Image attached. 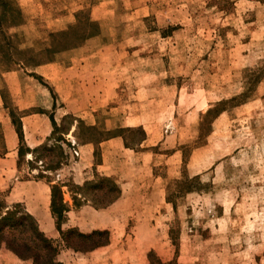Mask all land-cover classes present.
Returning a JSON list of instances; mask_svg holds the SVG:
<instances>
[{"label": "rangeland", "instance_id": "374dc122", "mask_svg": "<svg viewBox=\"0 0 264 264\" xmlns=\"http://www.w3.org/2000/svg\"><path fill=\"white\" fill-rule=\"evenodd\" d=\"M99 2H112L104 22L92 21ZM102 28L105 36L73 52ZM83 60L92 66L91 83L66 89L35 73L39 65ZM10 74L20 93L78 94L83 112L104 96L96 105L106 104L99 113L114 120L109 126L129 114L141 126L97 134L83 124L80 141L121 135L139 149L145 133L153 150L139 161L112 148V170L83 190L90 208L119 205L79 210L77 226L52 238L60 263L264 264V0H0V87L8 95ZM9 106L22 130L26 111ZM70 123L55 127L54 146L35 150L29 166L22 138V170L55 172ZM97 228L107 231L80 235ZM0 264L34 263L4 247Z\"/></svg>", "mask_w": 264, "mask_h": 264}, {"label": "crops", "instance_id": "0c3cea01", "mask_svg": "<svg viewBox=\"0 0 264 264\" xmlns=\"http://www.w3.org/2000/svg\"><path fill=\"white\" fill-rule=\"evenodd\" d=\"M109 4H112V2L93 4L92 21H106L109 18L106 11ZM144 9L140 6L134 13H138ZM143 17H147V14H144ZM105 35V30L102 28L100 34L88 39L84 46L73 52L86 49L91 41ZM105 47L111 48L114 46ZM70 62H75V60L71 59ZM90 67L92 66L89 65L87 60L80 61L78 65L74 64L73 66H70V64L66 66L65 62L54 61L51 64L39 66L37 68L38 71L36 70L35 73L39 74L43 79L49 80L48 83L50 85L55 86L58 83V85H63L62 87L67 89L72 83L78 85L82 82L85 83L87 80L91 83V79L94 76H92V68ZM9 76L6 83L10 87V94L3 93L2 87H0V197L4 205L6 207H23L37 221L40 230L43 233L45 232L46 234H44L50 239L56 238L60 234L59 230L55 228L54 215L52 213V187L54 185L61 187L63 205L67 208L61 222L62 230L71 228V226L72 228L77 226L74 220L78 216L76 213L79 210L86 211L89 208L99 214V211L105 212L109 207H118L119 204L116 201L104 209L90 208L95 206L87 198L83 189L89 183L98 182L103 173L106 174L112 170L110 166L111 157L112 155H117V151L112 149L115 148L114 146L121 151H125L128 156L139 159V161L147 157L152 159L153 150H150V147L145 145L148 141V136L146 135L139 149H132L126 147L122 137H106L98 143H89L80 141L76 132L82 123L87 127L96 128L101 133L123 129L134 130L141 126L129 123L134 120L131 114L124 118V124L114 127L109 126L114 120H105L99 113L102 112L101 107L106 106V104L96 105V101H104V96L95 98L94 103L91 104L93 109L90 112H83L82 108L79 107L81 98H79L78 94L71 97L67 93V90L64 92L63 89H59L57 91L58 98L54 99L47 89L44 91L38 90L39 92L29 89L30 91L26 93H20L15 81L16 77H13L11 74ZM95 83L97 84V82ZM98 83L99 87L103 84L100 76ZM87 99L93 98L87 97ZM9 100L14 101L16 106L18 105L21 110L26 111L22 118V132L23 141L26 142L27 148L30 149V152L26 154L28 166L36 158L35 150L40 147L51 148L54 146L50 138H52L55 127H61V124L66 119H71L67 134H65L68 138L62 140V142H57L59 147L62 148L64 161L55 172L49 170L43 172L44 175L41 176L37 172L38 175L36 176L32 174L34 173L32 169L28 170L27 173L22 170L20 165V147L22 146V141L13 122L14 109L9 106ZM84 113L90 116L89 123H84V117L81 115ZM59 114L60 116L58 117ZM103 114L106 115V118H109L108 116L111 115V112H103ZM40 163L44 165V161H40ZM146 164L144 163L145 166ZM73 207L76 208L74 209ZM97 231L107 230L97 228L92 232ZM6 250L8 249L6 248ZM11 254L13 253L11 252Z\"/></svg>", "mask_w": 264, "mask_h": 264}, {"label": "trees", "instance_id": "16d2710c", "mask_svg": "<svg viewBox=\"0 0 264 264\" xmlns=\"http://www.w3.org/2000/svg\"><path fill=\"white\" fill-rule=\"evenodd\" d=\"M98 34L99 32H96L95 34H92L90 38L97 36ZM208 114L210 115L211 111H209ZM13 122H14V125L16 126L14 118H13ZM82 125L83 123L80 125V127ZM16 128H17V132L19 134L20 140H22L23 132L22 130H19V126L18 127L16 126ZM91 129L97 134L98 133L101 134V132H99L96 128L91 127ZM123 130H120V131H123ZM134 130L125 129V131H129V132H132ZM109 137H117V136L111 135V136H108L107 138ZM118 137H122V136L119 135ZM104 138L100 137L99 139H90L88 141H83V140L82 141L89 142V143L91 142L98 143ZM145 138H146V134L144 133V137L140 141L139 145L142 144ZM124 141H125L126 147L128 148L132 147L129 145L126 139H124ZM20 157H21V150H20ZM100 180L102 179L99 178V181ZM99 181L96 183H89L87 186H97L99 184ZM177 187L179 190H187L188 188V187L187 188L183 187L182 185H177ZM114 201L115 200H113V202ZM4 206L0 205V251L3 247H6L9 251L15 254L20 260H23V261L32 260L34 264H62L58 261V255H59L58 247L55 245L52 239L48 238L40 230V227L37 221L30 214H28L24 210L23 207L15 206V207H11V209H8L10 207H6V206L4 207ZM96 208L104 209V207H96ZM5 209H7V211L4 212ZM66 210L67 208L64 207L63 205V196H62L61 187L58 185H54L52 187V213L54 216H57L58 220L60 219V226H58V230L61 235H64L61 229V222H62L64 213ZM69 232L76 233L77 230L76 231L71 230ZM105 232L106 231L92 232L90 236H88L89 234L84 235L83 233H81L80 235L83 238H90L92 235L104 234ZM17 234L19 235L17 236ZM68 247L69 249H72L75 252H88V251H84V250H81L79 248H75L69 245ZM93 249H95V247L91 248L89 251H93Z\"/></svg>", "mask_w": 264, "mask_h": 264}]
</instances>
